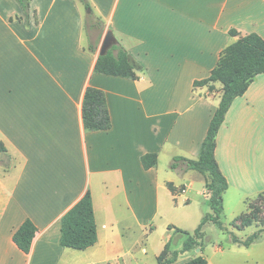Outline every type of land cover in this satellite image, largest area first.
I'll return each mask as SVG.
<instances>
[{"label":"crops","instance_id":"0c3cea01","mask_svg":"<svg viewBox=\"0 0 264 264\" xmlns=\"http://www.w3.org/2000/svg\"><path fill=\"white\" fill-rule=\"evenodd\" d=\"M88 1L105 27L98 44L90 41L94 53L77 0H29L28 20L16 0H0V143L6 149L0 155V264H158L173 233L151 240L153 218H140L148 209L134 199L148 187L155 215L161 191L170 208L184 210L190 200L177 199L194 192L199 180L196 195L207 205L201 174L170 169L174 157L198 158L220 102L221 83L212 92L193 83L206 79L237 40L231 29L264 39V0ZM106 31L142 67L138 80L94 73ZM88 87L105 94L108 131L84 129ZM151 153L157 165L144 170L140 158ZM215 159L228 184L224 202L228 193L244 205L264 192V74L233 101L216 136ZM87 191L97 242L84 251L65 248L61 218ZM200 213L201 221L206 212ZM26 220L37 230L28 254L12 241ZM183 225L172 224L187 231ZM181 249L178 240L172 250ZM200 253L206 264H264V233L248 247L230 237L226 245L204 243L173 264Z\"/></svg>","mask_w":264,"mask_h":264},{"label":"trees","instance_id":"16d2710c","mask_svg":"<svg viewBox=\"0 0 264 264\" xmlns=\"http://www.w3.org/2000/svg\"><path fill=\"white\" fill-rule=\"evenodd\" d=\"M77 1L84 9V28L86 31L96 28V24L93 22L94 18L98 19L103 26V22L94 14L88 0ZM16 2L23 10L25 19L28 20L29 0H16ZM101 34L96 41L97 44ZM229 35L237 37V40L221 52L216 67L206 79L193 83L194 88L207 86L209 92L214 90V83L219 82L222 85L220 102L209 123L206 136L200 147L199 156L196 160L174 157L170 164L172 171L181 173L192 170L205 178V193L210 212L202 217L198 227L192 234L168 226V231L182 236V249L181 251H173L172 239L168 240L164 250L157 257L158 264H173L180 254L190 250L200 249L202 251L204 246L203 228L206 224L212 223L218 228L224 229L222 223L224 213L223 197L228 189V184L215 159L216 136L233 101L244 95L258 75L264 74V39L255 33L241 35L234 29L229 31ZM87 48L92 53L96 50V47L90 44L89 35ZM93 70L96 74L130 80H138L143 72L142 67L132 62L126 50L116 41L106 54L97 57ZM82 121L84 129L87 131H108L111 128L110 115L103 91L92 87L85 90L82 102ZM5 154L6 149L0 143V155L5 156ZM8 163L9 157L6 155V162L4 163L6 167ZM140 163L144 170L154 168L157 165V154L151 153L141 156ZM167 188L172 193L178 192L171 184H167ZM244 214L237 216L231 224L243 219ZM243 224L245 227L252 225L250 222H243ZM36 231L34 224L30 220H26L13 233L12 241L20 251L28 254ZM259 236L260 234L254 233L246 240L240 241L235 235H231V241L234 244L248 247L258 240ZM96 242L97 230L92 198L90 192L87 191L62 216L60 244L68 249L84 251L94 246ZM185 264H206V260L202 256H198Z\"/></svg>","mask_w":264,"mask_h":264},{"label":"rangeland","instance_id":"374dc122","mask_svg":"<svg viewBox=\"0 0 264 264\" xmlns=\"http://www.w3.org/2000/svg\"><path fill=\"white\" fill-rule=\"evenodd\" d=\"M94 11V10H93ZM94 24H96V28L91 31L89 34V39L91 42H94L101 34V31L104 32L105 27L104 23L103 26L99 23V20L94 18L93 20ZM85 44L87 45V39L85 40ZM162 166L165 164L164 161H161ZM191 175H199V173H196L192 170H189ZM195 189L194 192H192L189 195H183L182 197H178L177 203L181 204L182 202L185 203V197L190 200L189 203H185L187 207L184 210L181 209H172L169 207V199L167 196L163 197L161 195L162 191L159 194V199L161 201V212H159L157 215L153 212V202L154 197L153 194L150 193V190L148 187H145V192L142 194H138L136 198L134 199V203L136 206L144 207L148 209V212H146L144 215H140V218L146 219L149 217L153 218L154 226L156 227V233L151 238V240L155 237V242L160 240L162 237V232L166 229V225L172 226L181 223H184V227H186V232H194V230L198 227V224L200 222L197 220L198 216H201L200 212H206L205 214L210 212V209L207 205H203L201 202V197L196 195L197 188H199V180H195ZM238 202V201H237ZM224 206V213H223V226L224 229L218 228L216 225L212 223H208L206 225L204 231V243L208 247H211L213 245H221V244H227L229 237L231 238V235H235L238 239L244 238L245 235L250 233L251 229H254L257 234L264 233V192L260 193L253 199H250L244 203V205H241L240 203L236 205V200L233 202L232 198H230V193L227 194L225 198V202L223 204ZM241 213H245L243 216V219L238 220L234 222L232 221L239 216ZM197 222V223H195ZM243 222H250L252 225L249 227H245ZM195 223V225H194ZM166 224V225H165ZM165 225V226H164ZM246 228H249L248 230ZM251 228V229H250ZM256 228V229H255ZM240 230H245L244 232H239ZM162 233V234H161ZM173 233V241L172 246L176 245L178 240H182V236L177 233ZM192 234V233H191ZM231 234V235H230ZM137 237V235H136ZM249 237V236H248ZM248 237H245L246 240ZM183 243V240H182ZM156 248V245H155ZM153 247V249H155ZM205 248V247H204ZM199 256H202V253H200ZM203 257V256H202ZM204 258V257H203ZM150 259V258H149ZM151 264L156 263L154 259H151Z\"/></svg>","mask_w":264,"mask_h":264},{"label":"water","instance_id":"95a60500","mask_svg":"<svg viewBox=\"0 0 264 264\" xmlns=\"http://www.w3.org/2000/svg\"><path fill=\"white\" fill-rule=\"evenodd\" d=\"M115 43V39L111 31H106L101 39L100 46L98 49V56L104 55Z\"/></svg>","mask_w":264,"mask_h":264}]
</instances>
